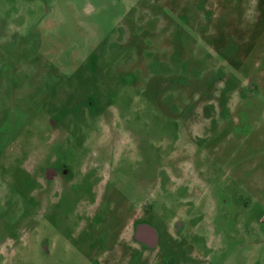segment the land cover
<instances>
[{
  "label": "rangeland",
  "instance_id": "obj_1",
  "mask_svg": "<svg viewBox=\"0 0 264 264\" xmlns=\"http://www.w3.org/2000/svg\"><path fill=\"white\" fill-rule=\"evenodd\" d=\"M0 264H264V0H0Z\"/></svg>",
  "mask_w": 264,
  "mask_h": 264
},
{
  "label": "water",
  "instance_id": "obj_2",
  "mask_svg": "<svg viewBox=\"0 0 264 264\" xmlns=\"http://www.w3.org/2000/svg\"><path fill=\"white\" fill-rule=\"evenodd\" d=\"M141 231L143 232V231H147L149 234H152V236H154V240H155V242L157 241V234H156V232L154 231V230H152V229H150V228H148V227H144V228H142L141 229Z\"/></svg>",
  "mask_w": 264,
  "mask_h": 264
},
{
  "label": "flooded vegetation",
  "instance_id": "obj_3",
  "mask_svg": "<svg viewBox=\"0 0 264 264\" xmlns=\"http://www.w3.org/2000/svg\"><path fill=\"white\" fill-rule=\"evenodd\" d=\"M54 178V177H53Z\"/></svg>",
  "mask_w": 264,
  "mask_h": 264
}]
</instances>
